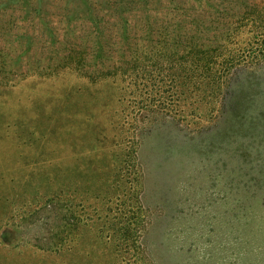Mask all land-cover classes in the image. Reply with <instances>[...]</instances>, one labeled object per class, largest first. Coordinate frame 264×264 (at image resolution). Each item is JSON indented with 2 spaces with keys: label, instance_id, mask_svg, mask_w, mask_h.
Wrapping results in <instances>:
<instances>
[{
  "label": "rangeland",
  "instance_id": "1",
  "mask_svg": "<svg viewBox=\"0 0 264 264\" xmlns=\"http://www.w3.org/2000/svg\"><path fill=\"white\" fill-rule=\"evenodd\" d=\"M246 5L0 0V264H264L261 38L222 115L166 62Z\"/></svg>",
  "mask_w": 264,
  "mask_h": 264
},
{
  "label": "trees",
  "instance_id": "2",
  "mask_svg": "<svg viewBox=\"0 0 264 264\" xmlns=\"http://www.w3.org/2000/svg\"><path fill=\"white\" fill-rule=\"evenodd\" d=\"M228 15L221 13L218 15L219 18L217 15L212 17L209 26H204L202 29L195 25V33L184 37L182 51L169 52L166 60L170 65L173 64V67L178 64L184 73V84L188 83L196 91L208 92L211 96L220 99L217 105L220 115L227 110L228 96L232 91L230 77H232L233 69L238 66L234 54H228L224 50L231 35L238 31L239 25L244 23L255 32V36L261 38L260 46L256 49L257 54L264 55V11L258 10L256 6L246 5L236 20L228 21ZM230 16L233 17V15ZM212 24L215 30L220 28L218 34L205 38L203 35L207 34ZM166 30L164 29L168 34L169 31ZM245 57L251 58L249 55ZM201 86L204 87L200 88Z\"/></svg>",
  "mask_w": 264,
  "mask_h": 264
}]
</instances>
